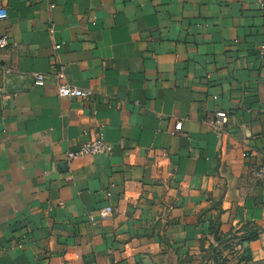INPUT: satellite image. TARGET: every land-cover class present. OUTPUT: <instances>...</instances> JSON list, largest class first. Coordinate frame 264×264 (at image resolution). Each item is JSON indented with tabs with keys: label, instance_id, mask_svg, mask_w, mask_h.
Returning a JSON list of instances; mask_svg holds the SVG:
<instances>
[{
	"label": "crops",
	"instance_id": "crops-1",
	"mask_svg": "<svg viewBox=\"0 0 264 264\" xmlns=\"http://www.w3.org/2000/svg\"><path fill=\"white\" fill-rule=\"evenodd\" d=\"M0 8V264H264V0Z\"/></svg>",
	"mask_w": 264,
	"mask_h": 264
},
{
	"label": "built area",
	"instance_id": "built-area-1",
	"mask_svg": "<svg viewBox=\"0 0 264 264\" xmlns=\"http://www.w3.org/2000/svg\"><path fill=\"white\" fill-rule=\"evenodd\" d=\"M8 17L5 9L0 8V21L6 20ZM9 45V36L4 35L0 38V51L5 50ZM55 49L59 51L61 49L60 45H56ZM261 51H264V46L260 47ZM0 70L5 74H11V70L6 67H1ZM61 78V75H57ZM33 85L35 87H45L47 85V77L43 74H34L33 75ZM58 95L60 98H69V99H83L87 100L91 97L92 93L90 91H82L80 89H76L69 85H58L57 87ZM229 116L226 112H217L215 114V120L212 122V127L216 132H221L222 129L228 124ZM182 122H177L175 126V131H180L182 129ZM113 151L112 145L108 144L101 134L98 135L95 139L85 142L78 151L68 153L67 159L68 161H74L77 159H82L88 156L95 155H111ZM263 171H259L257 173V177L261 178L263 176ZM113 213V209L111 207H107L100 211L99 216L102 219H107Z\"/></svg>",
	"mask_w": 264,
	"mask_h": 264
},
{
	"label": "trees",
	"instance_id": "trees-1",
	"mask_svg": "<svg viewBox=\"0 0 264 264\" xmlns=\"http://www.w3.org/2000/svg\"><path fill=\"white\" fill-rule=\"evenodd\" d=\"M258 235H259V231H257L256 229L248 228L247 230H245L244 235L241 237V242H249V241L256 240ZM214 252H215L214 258L216 259V262L218 264H225L226 260L220 256V253H218L217 251H214ZM247 260H248V257L245 252L242 255V261L246 262Z\"/></svg>",
	"mask_w": 264,
	"mask_h": 264
}]
</instances>
